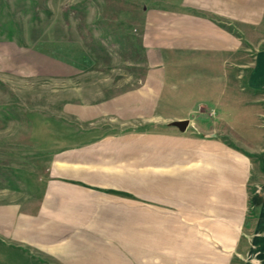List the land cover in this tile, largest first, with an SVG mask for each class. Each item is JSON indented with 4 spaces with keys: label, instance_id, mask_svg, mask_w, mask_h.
Segmentation results:
<instances>
[{
    "label": "crops",
    "instance_id": "crops-1",
    "mask_svg": "<svg viewBox=\"0 0 264 264\" xmlns=\"http://www.w3.org/2000/svg\"><path fill=\"white\" fill-rule=\"evenodd\" d=\"M177 8L146 11L140 84L124 79L66 104L69 124L85 128L69 132L61 148L55 101L42 120L43 112H27L0 88L2 157L11 153L4 143L11 125L38 119L55 130L32 192L0 184V264H264V163L239 143L254 133L201 127L195 106L184 103L186 87L203 91L194 80L200 74L184 77L178 63L217 70L224 61L215 76H226L227 92L236 71L264 98V50L251 69L243 47L264 0H180ZM16 47V76L6 78L24 81L31 62L57 80L55 58L38 51L29 61ZM5 66L0 77L13 72ZM68 72L60 75L70 82L75 71ZM247 93L226 109L233 104L248 118ZM181 119H188L184 130L171 124Z\"/></svg>",
    "mask_w": 264,
    "mask_h": 264
},
{
    "label": "rangeland",
    "instance_id": "rangeland-1",
    "mask_svg": "<svg viewBox=\"0 0 264 264\" xmlns=\"http://www.w3.org/2000/svg\"><path fill=\"white\" fill-rule=\"evenodd\" d=\"M179 2L180 0H0V67L3 64V67L6 65L5 68L13 71L0 77V88L10 100L21 104L24 102L27 112H31L29 109L33 108L43 112L42 120L45 113L49 112V101H55L58 114L57 143L58 148H61L68 142L69 132L85 128V124H69L75 120L68 121L66 104L69 101L87 102L101 95L92 92L93 89L121 80L123 82L124 79H130L135 85L140 84L148 64L142 38L146 11L178 10ZM262 12L258 26L247 29V40L244 39L246 43L243 42V47L248 49L251 69L257 52L264 50V8ZM8 45L11 46L10 49ZM16 46L25 47V58L29 61L37 56L35 52L38 51L44 54L43 60L48 61L50 56L55 58L59 64L57 80L46 74L49 70L44 66L39 69L38 65L31 62L25 63L24 81L6 78L16 76L13 74L17 72L14 67L16 62L11 61L21 51ZM67 62L74 63V67L65 69ZM178 63L181 64L179 70L184 77H190L195 72L200 74L194 80L195 85L203 89L201 95H195L193 88L186 87L184 103L196 108L191 113L192 117H197L201 127L208 131L216 128L220 132L235 127V131L254 133L251 135L253 139L239 143L249 149L251 154L256 153L255 159L253 157L256 164L257 160L264 163V157L257 155L260 150L261 153L264 151V140L260 139L264 135H259L260 130L264 132L262 92L247 86L246 79L238 75L240 73L236 74V71L232 78L233 92H229L230 89L227 92L226 76H215V71L225 72L224 61L221 64L224 67L220 65L217 70L211 67L205 69V63L199 61L189 65L183 58ZM71 69L75 71V76L67 82L60 74L72 71ZM92 83L95 86L93 88L90 87ZM216 89L219 91L216 92ZM242 90L248 92V118L240 117L237 114L240 109L233 104H230L229 110L226 109L229 102L241 100ZM227 112L230 113L228 117ZM39 123L38 119H34L32 125L27 121L25 125L10 126V142L4 140L6 145L10 144L11 153L8 156L2 157V152L7 150L1 149L0 139V184L32 192L30 185L35 181L39 182L46 159L45 149L50 145L49 132L52 136L55 132L53 125ZM3 133H0V138L7 137L5 128ZM7 248L5 246L6 250Z\"/></svg>",
    "mask_w": 264,
    "mask_h": 264
},
{
    "label": "water",
    "instance_id": "water-1",
    "mask_svg": "<svg viewBox=\"0 0 264 264\" xmlns=\"http://www.w3.org/2000/svg\"><path fill=\"white\" fill-rule=\"evenodd\" d=\"M171 124L176 126L179 130H184L188 124V119L174 120Z\"/></svg>",
    "mask_w": 264,
    "mask_h": 264
}]
</instances>
